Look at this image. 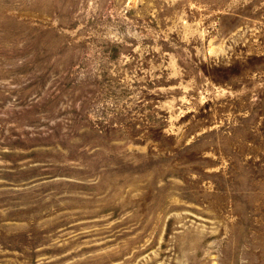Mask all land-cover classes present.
I'll return each mask as SVG.
<instances>
[{"label": "rangeland", "instance_id": "rangeland-1", "mask_svg": "<svg viewBox=\"0 0 264 264\" xmlns=\"http://www.w3.org/2000/svg\"><path fill=\"white\" fill-rule=\"evenodd\" d=\"M0 264H264V0H0Z\"/></svg>", "mask_w": 264, "mask_h": 264}]
</instances>
